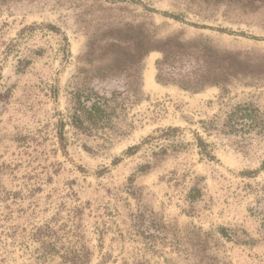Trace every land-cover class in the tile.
<instances>
[{
  "label": "rangeland",
  "instance_id": "obj_1",
  "mask_svg": "<svg viewBox=\"0 0 264 264\" xmlns=\"http://www.w3.org/2000/svg\"><path fill=\"white\" fill-rule=\"evenodd\" d=\"M72 263L264 264V0L0 2V264Z\"/></svg>",
  "mask_w": 264,
  "mask_h": 264
},
{
  "label": "trees",
  "instance_id": "obj_2",
  "mask_svg": "<svg viewBox=\"0 0 264 264\" xmlns=\"http://www.w3.org/2000/svg\"><path fill=\"white\" fill-rule=\"evenodd\" d=\"M3 0H0L2 2ZM171 19L175 21H179L176 16H169ZM224 32V31H220ZM226 33V32H225ZM117 97L111 95L110 98H106L103 96H98L93 94L85 95L83 93H77L72 98L70 104L69 111V123L70 125L79 130L80 132H84L86 134L97 133L100 129H103L105 124L111 120V113L107 111V103L109 101L116 100ZM114 102V101H113ZM236 113H241V121L245 122L247 125H251L257 121V110L249 107H239L236 110ZM64 124L61 122L59 125V138L61 141L64 140L63 131ZM203 144L201 143L200 146ZM203 147V146H202ZM204 150V148H201ZM138 150L137 147L130 148L128 150V154L132 155ZM40 232V231H38ZM41 233V232H40ZM46 237L45 233H42ZM40 245L43 246L45 242L43 240H39ZM65 261V260H64ZM78 260L75 261L77 263ZM74 264V263H72Z\"/></svg>",
  "mask_w": 264,
  "mask_h": 264
}]
</instances>
